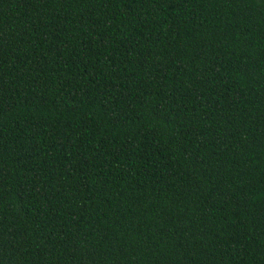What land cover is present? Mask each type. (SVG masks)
I'll use <instances>...</instances> for the list:
<instances>
[{
  "label": "trees",
  "instance_id": "obj_1",
  "mask_svg": "<svg viewBox=\"0 0 264 264\" xmlns=\"http://www.w3.org/2000/svg\"><path fill=\"white\" fill-rule=\"evenodd\" d=\"M0 264H264V0H0Z\"/></svg>",
  "mask_w": 264,
  "mask_h": 264
}]
</instances>
